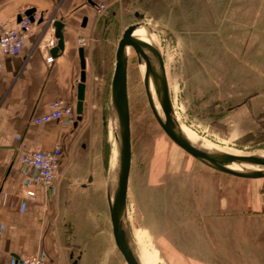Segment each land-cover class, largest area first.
Segmentation results:
<instances>
[{
	"label": "rangeland",
	"instance_id": "1",
	"mask_svg": "<svg viewBox=\"0 0 264 264\" xmlns=\"http://www.w3.org/2000/svg\"><path fill=\"white\" fill-rule=\"evenodd\" d=\"M203 3L208 8L207 34L199 30L179 37L143 21L159 38L174 109L194 138L231 154L262 153L264 114L259 128L257 113L238 126L223 120L233 103L250 102L255 111L264 110V0ZM120 36L113 39V55ZM139 68L130 48L127 211L138 253L150 264H257V212L248 206L254 187L203 164L166 135L150 108ZM113 70L91 72L87 109L79 121L84 128L81 147L86 161L94 162L96 179L92 192L77 196L67 207L75 227L72 239L84 247L78 264H127L114 241L107 197L115 158Z\"/></svg>",
	"mask_w": 264,
	"mask_h": 264
},
{
	"label": "crops",
	"instance_id": "2",
	"mask_svg": "<svg viewBox=\"0 0 264 264\" xmlns=\"http://www.w3.org/2000/svg\"><path fill=\"white\" fill-rule=\"evenodd\" d=\"M99 1L107 3L103 15L95 10ZM30 8L40 18L22 52L0 57V264H15L19 256L26 255H41L46 264H74L83 259L84 247L72 239L75 227L67 207L77 196L93 191L95 165L86 161L85 147H81L84 128L79 122L76 125L77 118L73 123L45 124H33L31 118L47 112L49 103L58 98L76 110L81 38L88 42L83 46L85 112L91 72L102 68L108 74L115 69L116 53L110 48L117 33L120 40L129 25L146 20L170 35L192 36L199 30L207 34L208 8L203 0H0V19L15 20ZM55 20L64 23L65 47L57 57L51 55L49 44ZM231 106L223 121L238 126L257 113V128L261 126L259 117L264 110L255 111L250 102ZM57 142L64 145V155L59 177L47 189L33 181L36 170L21 164L20 158L26 151L51 148ZM233 181L254 187L248 206L257 212V264H264V177Z\"/></svg>",
	"mask_w": 264,
	"mask_h": 264
},
{
	"label": "water",
	"instance_id": "3",
	"mask_svg": "<svg viewBox=\"0 0 264 264\" xmlns=\"http://www.w3.org/2000/svg\"><path fill=\"white\" fill-rule=\"evenodd\" d=\"M34 12L35 9L30 8L26 10L25 14L32 16ZM20 18L21 16L18 17V20ZM138 25L139 23L129 25L118 42L115 69L111 82V115L115 132V158L111 177L107 184V197L114 241L127 264H142L129 227L127 211L128 182L132 160L127 82L129 47L137 55L138 64L145 66L143 84L150 108L163 131L175 144L203 164L219 172L245 179L264 177V157L258 154H231L220 150L204 139L190 138L174 109L162 53L149 37L143 39V37L134 34ZM53 26L56 43L51 47L50 53L53 57H57L58 53L63 51L65 47L64 23L61 20H55ZM79 55L81 74L77 86L76 125L84 113L87 81L83 46L79 48ZM152 88L155 89L164 111V118L161 117L155 106Z\"/></svg>",
	"mask_w": 264,
	"mask_h": 264
},
{
	"label": "built area",
	"instance_id": "4",
	"mask_svg": "<svg viewBox=\"0 0 264 264\" xmlns=\"http://www.w3.org/2000/svg\"><path fill=\"white\" fill-rule=\"evenodd\" d=\"M107 9L104 1L95 3L97 14L103 15ZM18 20L0 19V57L19 55L25 45V41L33 30L34 22L40 15L33 13L32 16L25 13L20 14ZM56 43L55 36H52L49 44ZM81 46L86 44V39L79 40ZM77 118L75 107L62 98L55 99L49 103V110L43 114L33 116L30 120L33 124H45L50 122L73 123ZM64 145L57 142L51 148H43L34 151H26L22 154L21 164L36 170L33 181L51 188L59 177V168L64 155ZM15 264H46L45 258L41 255L19 256Z\"/></svg>",
	"mask_w": 264,
	"mask_h": 264
},
{
	"label": "bare ground",
	"instance_id": "5",
	"mask_svg": "<svg viewBox=\"0 0 264 264\" xmlns=\"http://www.w3.org/2000/svg\"><path fill=\"white\" fill-rule=\"evenodd\" d=\"M134 34H135L136 36H141V37H143V39H145L146 37H149V38L153 41V43H154L158 48L160 47V45H159V43H160V42H159V38H158V37H154V35H153V31L151 30V28L149 27L148 24H145L144 22H140L139 25H138V27H137V29L135 30ZM129 50H130V47L128 48V55H129ZM160 51H161V50H160ZM138 65H139V64H138ZM139 67H140L139 69H141V74H142V76H143V74H144V70H145V66H144V65H139ZM152 94H153V100L159 102L158 97H157V94H156L154 88H152ZM154 103H155V102H154ZM159 104H160V102H159ZM160 106H161V105H160ZM161 108H162V107H161ZM158 111H159V109H158ZM162 111H163V109H162ZM163 113H164V111H163ZM176 115L178 116L177 112H176ZM178 118H179V116H178ZM183 127H184L185 131L187 132V134L190 136V138H191V137L194 138L193 135L191 134V131H190L189 129H187V128L184 126V124H183ZM197 138L200 139V140H203V139H201V138H199V137H197ZM206 142H208V141H206ZM208 143H209V142H208ZM217 148H219L220 150H223V151H225V152H228L226 149L220 148V147H218V146H217ZM228 153H229V152H228ZM255 154H257V153H255ZM251 155H252V154H251ZM258 155H260L261 157H264V152H262V153H258ZM114 156H115V155H114ZM139 255H140V257H141L142 264H150L149 261H147V259L145 258L144 255H142V254H140V253H139Z\"/></svg>",
	"mask_w": 264,
	"mask_h": 264
},
{
	"label": "flooded vegetation",
	"instance_id": "6",
	"mask_svg": "<svg viewBox=\"0 0 264 264\" xmlns=\"http://www.w3.org/2000/svg\"><path fill=\"white\" fill-rule=\"evenodd\" d=\"M74 264H78L77 262H75Z\"/></svg>",
	"mask_w": 264,
	"mask_h": 264
}]
</instances>
